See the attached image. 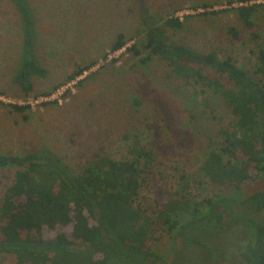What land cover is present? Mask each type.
Wrapping results in <instances>:
<instances>
[{"label": "rangeland", "instance_id": "1", "mask_svg": "<svg viewBox=\"0 0 264 264\" xmlns=\"http://www.w3.org/2000/svg\"><path fill=\"white\" fill-rule=\"evenodd\" d=\"M234 0H27L36 30V58L46 75H32L27 93L18 81L22 51L20 17L11 0H0V154L26 155L51 149L75 173L100 157L136 160L143 170V187L136 202L155 221L153 249L157 264H229L250 240V232L233 225L205 233L203 245L182 239L156 221L166 197L184 194L195 200L230 194L240 199L264 189V177L241 183L217 184L201 169L211 144L223 145L222 130L235 129L231 107L211 87L177 75L160 55L145 47L146 5L154 21L166 28L171 41L199 52L231 56L256 80L258 48L264 46V14L248 27ZM256 2L263 3L264 0ZM179 17L180 28L165 21ZM234 26L239 38L229 32ZM128 43L111 50L118 33ZM133 44L140 51L129 50ZM93 64L75 80L69 75ZM208 75L219 77L207 66ZM222 81L230 85L226 79ZM46 92L47 94H44ZM29 104L17 112L9 104ZM145 149L150 155H140ZM16 167L0 168V205L14 181ZM254 215L264 221V211ZM201 236V237H202ZM220 258V259H219ZM1 264H17L2 253ZM219 259V260H217Z\"/></svg>", "mask_w": 264, "mask_h": 264}, {"label": "trees", "instance_id": "2", "mask_svg": "<svg viewBox=\"0 0 264 264\" xmlns=\"http://www.w3.org/2000/svg\"><path fill=\"white\" fill-rule=\"evenodd\" d=\"M11 1L20 17L23 39L18 81L31 93V76L43 77L46 70L36 58V30L27 0ZM236 1L248 3L235 8L248 27L255 25L253 16L257 12L264 14V2ZM141 12L149 27L145 47L150 50L143 61L160 55L177 75L219 93L235 116V129L221 131L223 145L213 143L205 153L201 166L205 176L220 185L264 177V81L256 80L231 56L221 58L214 51L199 52L171 41L166 28L154 21L146 5L142 4ZM165 25L180 28L183 21L171 17ZM229 32L240 36L234 26ZM127 43V36L120 32L111 50L122 49ZM128 49L140 53L136 44ZM194 64L214 69L219 77L208 75ZM92 65L78 67L68 79L75 80ZM255 73L264 77L263 45L258 48ZM9 105L22 113L31 107ZM139 154L150 155L143 148ZM10 167L17 170L0 205V255H14L17 264H157L152 233L155 221L136 202L144 182L136 160L104 156L75 174L53 150L44 148L26 155L0 154V168ZM187 185L183 175V192L173 197L166 194L156 221L180 237L184 245L205 247L204 235L194 236L195 231L211 233L243 226L251 238L240 249V258L234 257L229 264H264V221L254 215L264 211V189L242 199L222 194L195 200L184 194Z\"/></svg>", "mask_w": 264, "mask_h": 264}, {"label": "built area", "instance_id": "3", "mask_svg": "<svg viewBox=\"0 0 264 264\" xmlns=\"http://www.w3.org/2000/svg\"><path fill=\"white\" fill-rule=\"evenodd\" d=\"M256 1H257V0L251 1V4L254 3V2H256ZM258 1H259V0H258ZM231 4H232L233 6L238 7V6H242V5H247L248 3L238 2V1L234 0Z\"/></svg>", "mask_w": 264, "mask_h": 264}]
</instances>
